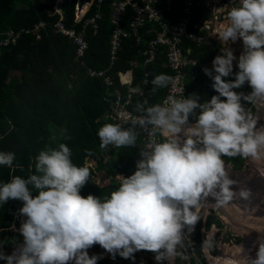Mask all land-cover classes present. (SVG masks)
Returning <instances> with one entry per match:
<instances>
[{"label": "clouds", "instance_id": "clouds-1", "mask_svg": "<svg viewBox=\"0 0 264 264\" xmlns=\"http://www.w3.org/2000/svg\"><path fill=\"white\" fill-rule=\"evenodd\" d=\"M227 16V25L217 35L227 46L214 58L211 69H203L218 95L203 103L195 93L169 94L155 104L144 99L136 103L135 114L124 113L127 127L118 122L99 127V146L105 150L137 147L141 132L147 134L139 147L136 171L128 177L116 174L119 186L110 196L101 200L81 195L90 168L76 165L72 150L62 142L39 151L27 178L16 175L0 183V205L22 201L19 214L26 217L18 229L22 242L10 255L0 242V260L6 264H98L103 255L90 256L88 251L98 244L112 259L119 255L134 261L135 253L148 251L155 253L157 264H172L176 258L187 259L190 234L210 198L216 208L251 198V189H237L239 182L230 178L222 157L264 161V124L258 127L259 117L247 107L264 106V0H239ZM218 18L215 14L208 21L215 23ZM238 40L243 42V52L239 71L234 73L237 57L228 45ZM108 73L111 86L113 77ZM232 75L234 80H225ZM151 84V92L156 93L174 88L176 79L161 73ZM245 84L251 92L236 91ZM136 93L143 94L138 86L129 88L130 95ZM60 138L71 139L66 130ZM51 140L57 141V136ZM15 160L14 152L0 151V165L12 168ZM260 171L264 174V169ZM203 241L204 250L213 248V239ZM244 264H264V239L259 240L256 257H246Z\"/></svg>", "mask_w": 264, "mask_h": 264}, {"label": "trees", "instance_id": "trees-1", "mask_svg": "<svg viewBox=\"0 0 264 264\" xmlns=\"http://www.w3.org/2000/svg\"><path fill=\"white\" fill-rule=\"evenodd\" d=\"M54 4L55 0H0V42L6 37L9 29L20 32L14 43L11 42L7 46L0 43V151L16 154L12 168L0 165V183L9 182L16 175L27 178L29 166L34 165V158L39 151L46 146L56 147L62 142L72 150V159L76 165L90 168L91 176L89 182L81 189V195L87 197L92 194L103 200L119 185L114 178L108 186L98 185L94 180L96 171L104 170L108 176L121 174L128 177L134 174L136 163L140 159L142 134L137 147H109L107 150L100 148L97 135L99 127L112 123L108 114L111 100L114 98L112 92H127V85L120 83L117 72L131 68L130 60L136 55V47L130 46L131 42L125 43L119 54L120 59L109 70L108 75L113 77V85L109 86L103 77L91 76L88 73L89 67L98 70L106 69L109 65V35L112 24L108 18L107 7L99 20V31L94 33L92 28L87 27L86 38L89 46L85 55L77 59L73 39L55 33L51 26L41 31V39L22 30L32 28L39 20L53 22L58 18L56 13L49 14ZM238 6L239 3L236 4V7ZM74 8V3L67 7L64 13L65 23L68 27L80 29L83 27L81 21L75 26L73 23ZM195 20L203 24L200 9L195 15ZM208 25L211 27L213 23L209 22ZM210 27H191V30L196 35L206 36L211 43H197L190 41L191 39L185 41L191 56L197 60L196 65H190L187 69L186 97L195 93L201 103L210 100L213 95H218L211 86L212 79L203 71L205 67L211 69L212 61L221 54L219 42L212 40ZM165 60V56L160 55L148 67L138 65L132 68L133 85L139 84L144 69L149 70L151 76L144 94L133 97L131 110L134 111L136 103L143 102L144 99H147L149 104L161 101L165 89L152 93L151 80L161 73L171 76L172 71L164 63ZM238 71L235 66L234 73ZM234 79V75L225 78ZM236 91L247 94L251 92V88L245 84ZM247 107L254 112L255 107ZM62 130H66L71 139H61ZM54 134L57 136L55 142L51 140ZM106 155H110V159L105 160ZM88 156L96 161L95 167L87 164ZM222 158L235 169L241 168L245 160L240 157ZM22 206L23 202L19 200H9L0 205V242H3L2 250L5 254L7 250L22 242V235L12 229L15 224L18 229L20 227L22 221L19 220V209ZM214 223L222 226L220 219L210 214L205 219L204 228L208 230ZM202 227L203 221L200 220L190 234L192 245L189 248L204 260ZM2 235L7 237L4 239ZM139 252L141 253H135L134 261L123 259L119 255L111 259L121 264H156L155 253ZM190 255V263L195 264L192 256L194 254L190 252ZM111 259L102 258L98 264H111ZM176 262L174 264H179ZM0 264H6V261L0 260Z\"/></svg>", "mask_w": 264, "mask_h": 264}, {"label": "built area", "instance_id": "built-area-1", "mask_svg": "<svg viewBox=\"0 0 264 264\" xmlns=\"http://www.w3.org/2000/svg\"><path fill=\"white\" fill-rule=\"evenodd\" d=\"M221 2L222 0H214ZM62 0H57L49 14L58 13L59 16L53 22L40 20L32 28L22 29L26 33L33 34L37 39H41V31L47 26H51L55 33L68 36L73 39L75 45V58L83 57L88 49L86 38L87 27L97 33L100 29L99 20L102 18L105 7H107L108 18L112 24L109 35V65L106 69H94L89 67L88 73L91 76H103L107 84L111 80L106 76V72L120 59V52L124 49L126 42H131L130 46L136 47L135 57L130 60L131 68L124 72H118L121 82L127 85V92H117L115 98L111 100L109 107V117L112 123L125 124V112H135L130 109L133 97L142 96L145 88L150 84L151 73L144 69V73L138 85H133V69L138 65L148 67L160 55L165 56V64L172 71L171 76L176 79L175 87L165 89V94L161 103L169 94L177 97L187 93V69L190 65H196L197 60L190 54V49L185 46V41L191 39L193 42L211 43L206 36L196 35L191 27L195 29L209 28L208 20H203V24L195 20V15L204 5L210 6L213 2L209 0H91L86 3L85 11H79L75 4L74 26L83 21V27H68L65 23L64 11L61 9ZM236 3L239 0H231ZM223 4V2H222ZM202 18V17H200ZM20 35L19 31L9 29L6 37L0 42L7 46L15 42ZM212 40L215 39L213 34ZM139 87V93L129 94V88ZM142 134V147L144 146L147 134ZM114 148L112 146H109ZM192 250V249H191ZM192 252H194L192 250Z\"/></svg>", "mask_w": 264, "mask_h": 264}, {"label": "rangeland", "instance_id": "rangeland-1", "mask_svg": "<svg viewBox=\"0 0 264 264\" xmlns=\"http://www.w3.org/2000/svg\"><path fill=\"white\" fill-rule=\"evenodd\" d=\"M231 9L232 4L227 5V3H224L219 9H214L212 11L208 10V18L213 19V14H217L219 16L220 22L226 21L224 24H221L220 27L217 28L219 29L222 26L227 25V13ZM216 24L217 21L213 23V25L210 27V30H213ZM213 37L218 39V37L214 34ZM219 44L221 48L227 46L222 44L221 41L219 42ZM228 46L232 48L235 56L237 57V60L233 62L235 67L238 64L239 56L243 52V42L242 40H238L235 43H230ZM221 48L220 53L222 54ZM254 113L259 117V127L260 125L264 124V106H261L259 108L255 107ZM109 157L110 155H107L105 160L110 159ZM87 162L89 164H93V167L96 166V161L94 160H87ZM261 163L262 161L254 162L251 160V158H248L244 160V164L241 166V168L235 169L233 168V165L231 163L226 162V168L230 174V178L235 179L239 182L237 189H251V191L253 192L251 198L247 201L236 199L227 208L214 207V201H211L210 198L205 207L201 209V220L203 221L202 237L204 240L206 238L213 239L215 242L213 248L207 251L203 249L205 256L204 260L201 259L198 254L196 255L195 252H192V250L188 248L185 252L187 259L182 260L180 258H176L174 261H172V264H174L176 261L179 264H192L190 263V252L195 255H192L195 259V264H244V260L246 257H256V252L259 247V240L260 238L264 239V174H262L260 171V169H264V166L262 168ZM256 164L259 166H257ZM102 173H105L106 178L103 181H100ZM116 176L117 175L108 176L106 171L97 170L94 175V180L100 186H108L111 183V179H115ZM210 214H214L220 219L222 223L221 227L214 223L211 225L210 229L206 230L204 228L205 219ZM25 219L26 217H23L19 214L20 221H23ZM14 226L15 227L12 226L13 231L19 232L17 225L15 224ZM2 236L4 239L7 237L6 235ZM16 247L7 250L6 254L10 255L16 249ZM237 250L239 251L238 254L235 253V251ZM241 250L242 253L240 252ZM88 251L90 256L102 254L103 258H105L107 257V255H109L98 244L94 245ZM251 252H253L254 255ZM108 259L111 258H109L108 256ZM164 264H167V261H165Z\"/></svg>", "mask_w": 264, "mask_h": 264}, {"label": "crops", "instance_id": "crops-1", "mask_svg": "<svg viewBox=\"0 0 264 264\" xmlns=\"http://www.w3.org/2000/svg\"><path fill=\"white\" fill-rule=\"evenodd\" d=\"M210 2H213L214 0H209ZM226 1V2H225ZM223 3H227V5H229V4H232V8L233 7H236V4L237 3H239V2H236V3H233V2H231V0H223ZM214 9H219V3L218 2H216V3H214V4H212L211 6H203L201 9H200V17H202L203 19H204V21L205 20H207L208 19V13H207V11L208 10H214ZM213 15H215V14H213ZM218 16V15H217ZM223 16H225V15H223ZM219 17V16H218ZM217 21V24L214 26V29L213 30H211V33L212 34H214V35H218V32L220 31V29L221 28H219V29H217L218 27H220V25L221 24H224L226 21H223V22H220V20H219V18L218 19H216L215 20V22ZM218 40V42H220V40H219V38L218 39H216V41ZM138 253H141V252H138ZM145 255V254H144ZM108 256H109V258L111 257V255L109 254V255H107V257H105V258H108ZM145 256H147V255H145ZM111 264H121V263H118V262H116L115 260H112L111 261ZM157 264V263H156Z\"/></svg>", "mask_w": 264, "mask_h": 264}, {"label": "water", "instance_id": "water-1", "mask_svg": "<svg viewBox=\"0 0 264 264\" xmlns=\"http://www.w3.org/2000/svg\"><path fill=\"white\" fill-rule=\"evenodd\" d=\"M91 0H72V2L77 3L79 9L82 8V6L86 3L89 2ZM70 0H62L61 3V9L62 11H66L67 7L69 6ZM91 157H88V160H90ZM105 179V175L102 173L100 181H103Z\"/></svg>", "mask_w": 264, "mask_h": 264}, {"label": "bare ground", "instance_id": "bare-ground-1", "mask_svg": "<svg viewBox=\"0 0 264 264\" xmlns=\"http://www.w3.org/2000/svg\"><path fill=\"white\" fill-rule=\"evenodd\" d=\"M85 8H86V6H84L83 8H82V10L81 11H83L84 12V10H85ZM257 165V164H256ZM261 165H262V168H263V166H264V161H262V163H261ZM257 166H259V165H257ZM256 186V185H255ZM252 189H254V188H252ZM253 193V192H252ZM237 208V207H236ZM245 208V207H244ZM229 211V210H228ZM258 242V241H257ZM257 242H256V244H257ZM247 248V247H246ZM241 253H242V250L240 251ZM255 252V251H254ZM235 253L236 254H238L239 253V251L237 250V251H235ZM252 254H253V252H251ZM232 255V254H231ZM254 255V254H253ZM236 257H237V255H236ZM236 262V261H235ZM234 263V262H233ZM232 264V263H231Z\"/></svg>", "mask_w": 264, "mask_h": 264}]
</instances>
